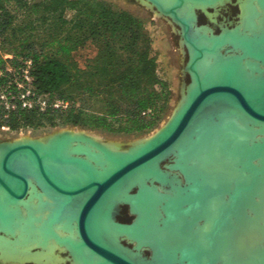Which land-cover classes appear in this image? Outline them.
Returning <instances> with one entry per match:
<instances>
[{"label": "water", "instance_id": "obj_1", "mask_svg": "<svg viewBox=\"0 0 264 264\" xmlns=\"http://www.w3.org/2000/svg\"><path fill=\"white\" fill-rule=\"evenodd\" d=\"M147 1L162 17L180 27L189 53L186 71L191 83L181 105L164 127L126 151L110 150L92 139L91 145L102 154L92 163L85 154L71 153L79 142L70 131L54 133L47 145L38 140L0 143V191L7 195L6 208L16 206L28 196L32 181L55 203L54 215L67 214L72 218L81 242L70 239L64 242L57 237L62 243L70 244L66 251L72 261L80 256L87 263L83 254V248L87 247L91 255L101 258L93 264H192V256L197 255H193L194 248L172 249L168 251L172 256L164 257L163 248H153L146 239L140 243L132 237L143 225V214L136 207L143 186L148 185L157 194L158 210L162 212L160 233H163L173 220L171 203L178 201L182 208L189 205L187 201L193 195L196 177L200 178L193 176L190 168L206 165L195 156L187 161L181 159L186 150L198 148L205 131H218L217 138L214 137L218 140L219 136L232 138L234 132L227 127L231 123L240 125L242 130L248 126L247 141L227 143L232 151L238 150L240 144L254 151L245 159L256 169L257 176L263 165L264 30L241 35L238 23L233 28L222 27L217 35L213 31V36L196 35L193 26H199L197 10L213 9L229 0H175L171 6L161 0ZM187 1L193 5L195 18L191 19L185 11ZM259 5L264 8V0H259ZM206 54L219 56L211 68L200 65ZM219 146H216L218 150ZM232 157L243 156L232 154ZM236 184H232L228 194L231 202H236L252 186ZM122 205L128 206L134 215L132 222L117 221ZM13 215L12 210L4 208L0 197V221Z\"/></svg>", "mask_w": 264, "mask_h": 264}, {"label": "trees", "instance_id": "obj_2", "mask_svg": "<svg viewBox=\"0 0 264 264\" xmlns=\"http://www.w3.org/2000/svg\"><path fill=\"white\" fill-rule=\"evenodd\" d=\"M88 41L98 52L81 69L72 54ZM28 62L30 82L22 77ZM0 72V129L12 131L146 133L161 121L171 95L144 23L98 0H0ZM29 89L34 105L24 108L20 97ZM54 99L68 106L56 108Z\"/></svg>", "mask_w": 264, "mask_h": 264}, {"label": "rangeland", "instance_id": "obj_3", "mask_svg": "<svg viewBox=\"0 0 264 264\" xmlns=\"http://www.w3.org/2000/svg\"><path fill=\"white\" fill-rule=\"evenodd\" d=\"M28 1L32 3V2H40L43 0H28ZM98 1L105 3L106 5L113 8L115 11L127 12L133 15L134 17L140 19L145 25V31L153 39V46L158 53L160 62L164 69L165 75L168 79V83L171 91L169 101L161 116V121L152 131L141 134H133V135L111 134L101 130H89V129L72 127V126H58L56 128L46 127L37 130L20 129L17 131H12L7 127H3L0 129V143L40 140V142L44 144H48L51 141V139L54 138L53 136L55 135L54 133L63 132V131H72L74 133H77L76 135H84L93 140L94 139L98 140L102 144L108 146L113 150L117 149V150L126 151L129 148L139 143H143L147 139L154 136L162 127H164L168 123V121L171 119L175 111L181 105L184 96L187 92V88L191 83V77L189 73L186 71V66L189 61V53L183 42L180 27L174 24L171 20L162 17L161 14H159L158 11H156L154 7L151 6L146 0H98ZM257 1L229 0L227 2L225 1L223 5L215 6L213 9L204 8L205 11L197 10V16H198L197 24L199 26L196 27L201 28L202 32H205L208 35H211L212 33L211 31H213V33L217 35L221 32L222 27L224 29L225 27L233 28L239 23L238 28L240 30L238 29V33L240 34L245 30L244 27L242 28L243 19L245 17L249 18L250 16L255 15L256 20H251V21H253V24L255 23V21H257L256 22L257 25L254 26V28L251 30L255 31V33L256 32L261 33V31L264 30V23H263L264 8L260 7ZM168 2H170V0L167 1L166 3L168 4ZM189 15L190 17L194 16L191 13ZM72 17H73L72 12H68L66 14L67 19H71ZM240 17H241V21H240ZM247 34L250 33L247 32ZM97 52H98L97 47L91 41H88L72 54V58L81 69H85L88 62L92 60L94 57H96ZM10 58H12L11 55H4V59H10ZM202 64L200 65L203 68L209 67L206 66V64L204 63ZM8 69L10 71V68ZM1 75L2 74H0V77ZM54 100H55L54 103L60 101L59 99H54ZM247 129H249L248 126H246L244 132H242L239 136L237 135L233 136L232 137L233 139L229 138L225 140L222 137L223 138L222 140L221 136H219L220 139H218V143H214L213 141H210V139L208 138L210 135V130H207L203 133V136H201L200 138V142H201L200 145L201 148L205 145V148L207 150L206 154L208 155L206 159V164L207 165L210 164V165L204 167V171H201L197 167L190 168L191 174L193 176L195 177L200 176V178L196 177L199 181L196 179L197 184L192 189L193 195L189 197L187 201L190 207L181 208L180 202L173 201L172 203L176 202V205L178 204L176 207L177 213L175 212L174 214L171 213L173 220L168 223V226L165 229V231L162 233V235H160V230H161L160 217L162 213L160 212V210L158 211L157 207H156L157 211L155 210L154 213L152 211H146V213L148 212V214L150 215L148 216L146 214V216L148 217L147 220L150 219V224L151 223H157V224L154 225L156 227H154L155 229L153 228V230L150 227L146 228L145 226L146 224H145L142 227L144 228V230H142L141 234L146 235L145 233H148L147 236L144 238L153 244V248L159 247V249L163 248L164 250H166L163 253L164 257L167 256L171 257L172 255L168 251L172 249L179 250L182 248L183 249L188 248L187 250H189L190 248H194L193 255L197 254L195 257L201 260V264H261L259 262V259L260 256L263 254V252L261 251L264 248V227H263L264 224L263 225L261 224L264 221L263 220L264 192H262L263 190L261 189L264 186V182L261 176H259V174H258L259 177H257V175L255 174L256 172L255 173L253 172L252 175L254 176L253 178L249 177V175H246L247 171L245 170H249V167L251 166H249L250 164L246 162L247 158L244 159L245 157L244 153L250 155L253 154L254 151L249 150L245 146V144H240L239 149L233 151V153H237L244 157H239L236 159L231 158L232 160L226 159L227 157L225 158L223 157L224 162L228 163V165L225 164L224 167L231 168V170L235 173L229 179L228 177H224L223 176L224 174L222 175L221 173H219L218 170H213V168H209V166L212 167L213 164H215V162L212 163L210 161L213 160L210 158H212V156L214 155L212 153H214L215 150L220 151L221 149H223L226 154H229L232 152L230 151L229 144L227 142L231 140H236L239 143L247 141L246 137L247 134H249V132L246 131ZM206 141L207 143L204 144ZM217 145H220L219 150L218 148H216ZM201 148L199 149L198 146V148L196 149L191 148L186 150L185 154L182 155L181 159L183 161H187L189 159L188 158L189 154L191 155L190 157L195 156L197 153L199 154ZM236 162H240V163L246 162L244 167L242 168L243 170L235 171ZM231 164L232 166H230ZM216 173L220 175H217ZM235 177H238V180H240L238 184H236L238 185L237 187L243 185L249 186V184H251L252 186L248 188L249 191L247 190L243 191L244 193L242 192L240 194V198L238 197L236 202L235 201L231 202L229 197L226 195V191L227 189L231 190L233 188L232 181L234 180L232 179H235ZM226 183H229V187L227 186L228 184ZM197 185L200 186L197 187ZM143 187L144 188L142 189V191L144 192V195L146 193L149 195H153L154 197L157 198V203H158V197L156 196L157 194L154 192L155 190H153V188L149 187L148 185H144ZM159 191L162 192L161 190ZM254 193L259 194V198H258L259 200L256 199L255 201V198L253 200ZM201 199L213 200V205H211V207L214 209L213 211H215L216 213L222 212L223 218H221L220 220L218 218L212 219L213 218L211 215L212 213L210 212L208 213L207 210L197 211L198 214L197 216L192 214L193 208L194 206H196L197 200H201ZM222 199L223 202L224 200L226 202L222 203ZM34 202L32 203L28 202V205L30 206L31 209L30 210L31 213L33 212L37 213L38 210V207L36 206L37 202L36 201ZM154 202L155 200H153L151 203ZM48 203H49V206H47L48 210L44 211L42 208L41 210L43 211L42 215L35 214L36 216L35 217L33 214H31L33 218L32 217L28 218L29 216H27L26 209H24L25 211H22V209L18 210L22 212V214L20 213L21 214L20 217L23 216L22 218H28V219L27 220L23 219L24 221L23 220L20 221L23 222V226L21 227V229L20 227H18L15 230V232H11L12 229H6L5 226L1 224L0 221V229L2 230V228L4 227L3 230L6 231L5 233L0 232V239L4 241L6 240L5 243L7 248L16 247L17 250L16 251L13 249L11 251L8 249L7 253H4L2 252V249H0V264H47V263L48 264H86L82 260V257L80 256H75V260L72 261L71 256L66 251L67 249L59 246L54 240H52V237L53 235H55V232L57 234L59 233L60 235H64L63 237L65 236L70 237V239L73 240H78V238L76 234L72 232L75 226L74 224H72L71 221L72 218L70 216L64 215L59 219L58 222H56L55 224L52 223L53 217L51 216V214L53 213L54 203L50 200L48 201L46 200V204ZM151 203L148 204L147 210H149L150 208L152 209ZM204 205L205 207L207 206L206 204ZM216 205L218 207H216ZM248 205L250 206L249 213L251 217H254V224L251 225V228L253 229L250 228L251 233L249 234L248 238H246V236L244 235V230H245L244 228L249 222L247 217L248 213L246 211ZM262 207H263V211L260 212ZM241 210H242V216L239 215V212H241ZM259 213L260 216L258 215ZM183 214L185 216L184 217L185 219L182 218V220H180L181 218L180 216ZM233 216L238 218L236 220V226L238 227L234 231H232L234 228L232 227ZM201 217H205L206 220L204 219V221L199 222L198 219ZM133 219H134V215L131 214L129 207L126 205H122L119 208V212L117 214V221L121 223H130L133 221ZM258 219L260 220L261 223L259 222ZM25 221H27L28 223H26ZM15 223L17 224L16 221ZM195 223L197 224V226ZM224 223L227 224L226 226H229V229H225L221 233L218 227ZM184 224H186V226H192V225L194 226L195 224V227H191L189 228V230L185 232L183 226ZM47 226H49V228H47ZM63 228L67 232L62 230ZM146 229H149V231H146ZM63 231L64 233H62ZM154 232H156V234L158 233L160 237L156 238ZM13 233L17 235L16 239L14 240H12V238L8 236L9 234H13ZM133 237L134 240L137 241L138 240L137 238H139L140 236L139 234L134 233ZM208 238L213 239L214 246L211 247L208 246ZM200 240L202 241L203 244H201ZM7 242L9 243V245H7L8 244ZM27 242H29L28 247H24L27 245L24 243ZM31 242L33 243L30 244ZM247 242L250 243L247 244L249 245L247 247H251L250 250H247L246 248ZM123 243L125 245L126 244L129 245L126 241H123ZM140 243H142L141 240ZM4 244L2 245L6 247ZM129 247H131V245H129ZM225 247L227 248V250L224 253V256L221 260L222 263H220V261L214 263V260L217 257L218 253L221 254L223 251L222 249H224ZM83 254L85 255L84 258L85 261H89V262L101 261V258L97 256L95 257L92 256L89 250L86 248L83 250ZM145 254L146 256L150 255L148 251H146ZM18 255H20V257ZM243 255L248 259L243 260L242 258ZM40 260H42L41 263H39ZM171 261L172 260H170L169 263H171Z\"/></svg>", "mask_w": 264, "mask_h": 264}, {"label": "bare ground", "instance_id": "obj_4", "mask_svg": "<svg viewBox=\"0 0 264 264\" xmlns=\"http://www.w3.org/2000/svg\"><path fill=\"white\" fill-rule=\"evenodd\" d=\"M147 1V0H146ZM165 5H167V6H171V5H173L174 4V2H175V0H170V2H168V4L166 3L167 1H169V0H161ZM251 1H257V0H251ZM148 2V1H147ZM258 2V4H259V0L257 1ZM151 6H153L150 2H148ZM186 8H185V11H186V13H188V15L191 13V14H193L194 15V8H193V5L191 4V2L190 1H187L186 2ZM247 6H248V4H247ZM260 6V5H259ZM246 7V6H245ZM250 7V6H249ZM261 7V6H260ZM256 8V7H255ZM246 10V9H245ZM244 10V11H245ZM243 11V12H244ZM257 12V11H256ZM259 12V11H258ZM159 13V12H158ZM160 14V13H159ZM263 14V13H262ZM190 16V15H189ZM245 16V15H244ZM261 16V15H260ZM194 18L196 17L195 15L193 16ZM193 17H191V19L193 18ZM251 20H256V16L255 15H252V16H250L249 18H247V17H245L244 19H243V26H242V28L244 27L245 28V30L243 31V32H241L240 34L242 35H247V32H252L253 30H251V29H253L254 27L252 26L253 25V21H251ZM239 29V28H238ZM240 30V29H239ZM199 31V32H198ZM193 33L194 34H196V35H199V34H202V33H204V34H206L205 32H202V29L201 28H197L196 27V25H194L193 26ZM208 35V34H207ZM209 36H213V35H209ZM218 58H219V56L218 55H212V54H206L205 55V58L202 60V62H201V64L202 63H204V64H206V66H209V68H211V66L213 65V63L214 62H217L218 61ZM210 63V64H209ZM253 65V64H252ZM202 66H203V64H202ZM232 124V123H231ZM228 125L227 127L231 130V133H232V131L234 132L232 135L233 136H239L242 132H244V130H242L240 127V125H238V126H236V125ZM245 129H246V126H245ZM210 130V135H209V139H210V141H213L214 143H218V140H215L214 139V137H217V134H218V131H217V133L215 132V130H212V129H209ZM71 133H73L74 135H75V137H76V139H77V141L79 142V143H76V144H74V146L72 147V150H71V153H77V154H82V155H86V157H87V159L92 163V162H95L96 160H97V157H99V156H101L102 154L100 153V152H98V151H96V149H94L93 148V145H91V144H93V141H92V139L91 138H89V137H87V136H84V135H76L77 133H74V132H72V131H70ZM230 133V134H231ZM238 133H239V135H238ZM56 135V134H55ZM55 135H53V136H55ZM228 136V135H227ZM232 136V137H233ZM222 138V137H221ZM225 140H227V139H229V138H231L230 136L229 137H223ZM28 141H34V140H28ZM28 141H26V142H28ZM38 141H40V140H38ZM208 141V140H207ZM207 141L204 143V144H206L207 143ZM18 142H20V141H18ZM22 143H25V142H22ZM199 149L201 148V142H200V140H199ZM44 144V143H43ZM44 145H47V144H44ZM104 145V144H103ZM211 145V144H210ZM214 145H216V144H214ZM105 147H107L108 149H110V150H113V149H111V148H109L108 146H106V145H104ZM115 150H117V149H115ZM207 150H206V148H205V145L201 148V150H200V152H199V154L197 153L196 155H195V157L200 161V163H205L206 164V159H207V152H206ZM230 151L232 152V153H229V154H226L225 152H224V150L223 149H221L219 152L218 151H216L215 150V152L214 153H212V154H214L213 156H212V158H210V159H213V160H210L212 163L213 162H215V164H213V166L211 167V166H209V168H213V170H218L219 171V173H221L224 177H228V179L229 178H231L232 177V175H234L235 173L231 170V168H226V167H224V165L226 164V165H228V163L227 162H224V160H223V157L225 158V157H227L226 159H236V158H239V157H232V154H237V153H233V151H232V149H230ZM223 155H225V156H223ZM244 155H245V157H244V159L245 158H247V160H248V158H250L249 157V155L248 154H245L244 153ZM189 157L188 158H190V154L188 155ZM242 156V155H241ZM187 158V159H188ZM231 159V160H232ZM223 160V161H222ZM246 160V162H248ZM262 162H263V165L261 166V168L259 169V176H261V178L263 179V182H264V157L262 158ZM245 162V163H246ZM230 163V162H229ZM245 163H240V162H236V164H235V171H240V170H243V169H241V167H240V165L242 164H244L245 165ZM248 163H250V162H248ZM204 164V165H205ZM206 166H208L207 164L204 166V167H206ZM230 166H232V164L230 165ZM193 167V166H192ZM204 167H200V168H198V169H203ZM209 168H207V169H209ZM243 168V167H242ZM252 168V167H251ZM252 172L251 171H249V170H245V171H247V173L246 172H244V173H246V175H249V177H254V176H252L253 175V172L257 175V171H256V169H254V168H252ZM204 171V170H203ZM212 172V171H211ZM216 172V171H215ZM214 174V173H213ZM217 175H220V174H218V173H216ZM259 176H257V177H259ZM239 177V176H238ZM238 177H235V179H232V180H234V181H232V183L234 184L235 182L236 183H238L240 180H238ZM245 177V176H244ZM260 178V179H261ZM227 181V180H226ZM226 184H228L227 186L229 187V183H226ZM29 185H30V187H29V193H28V196L24 199V200H20L19 202H17V205L16 206H14V207H12V206H9L8 208H6V199H7V195L5 194V192L3 191V190H1L0 191V197H1V201H2V204H3V206H4V208L7 210V211H9V210H12V212L14 213V215H13V217H6V219H4V220H1V224L3 225V226H5V228L6 229H12V231L11 232H15V230L18 228V227H20V229H21V227L23 226V222H20V221H22L23 219H25V220H27L28 218H30V217H32L33 218V216H31V214H33L34 216H35V214H40V215H42V213H43V211H41L42 210V208H43V210L44 211H46V210H48V207L47 206H49V203L48 204H46V200L48 201V200H50V201H52L45 193H43L41 190H39L37 187H36V185L32 182V181H30L29 182ZM200 185H197V187H199ZM214 187V186H213ZM261 190H263L262 192H264V186H263V188L261 189ZM249 191V190H248ZM229 192H231L230 191V189H227V191H226V195L229 197V195L228 194H230ZM256 193V192H255ZM253 194V200H254V198H255V201H256V199H258L259 198V194L257 193V194ZM252 197V196H251ZM228 199V198H227ZM153 200H155V202L154 203H151ZM259 200V199H258ZM27 201V202H26ZM34 201H36L37 202V207H38V210H37V213H31L30 212V206L28 205V202L29 203H32V202H34ZM53 202V201H52ZM224 202H226L225 200H224ZM223 202V199H222V203H224ZM259 202V201H258ZM54 203V202H53ZM152 204L151 206H152V209L150 208L149 210H147V207H148V204ZM156 204V205H155ZM204 204H206L207 206L205 207V205ZM215 204H216V202H215ZM256 204V203H255ZM34 205H35V202H34ZM158 203H157V198L156 197H154L153 195H149V194H145L144 195V192L142 191L141 192V194H140V196H139V198H138V200H137V202H136V207L141 211V213L143 214V219H142V224L143 225H141L140 226V228H138V229H136L134 232H133V234L132 235H134V233H136V234H139V238H137L138 239V241H140L141 239H143L144 237H146L147 236V234L148 233H145L146 235H142L141 234V232H142V230H144V228H142L145 224V226H146V228L147 227H150L152 230H153V228L154 227H156V226H154L155 224H157V223H151L150 224V219H148L147 220V216H146V214L148 215V216H150L149 214H148V212L146 213V211H152L153 213L155 212V210L157 211V209H158ZM178 205V204H177ZM177 205H176V202L175 203H172L171 204V211H170V213H172V214H174V212L175 213H177V210H176V207H177ZM181 205V204H180ZM211 205H213V200H211V199H201V200H197V202H196V206H194V208H193V211H192V214H194V215H198L197 214V211H204V210H207L208 211V213L210 212V213H212L211 215H212V219H216V218H218L219 220L221 219V218H223V214H222V212H215V211H213L214 209L211 207ZM264 206V205H263ZM156 207H157V209H156ZM185 207H190V205H188V206H185ZM184 207V208H185ZM216 207H218L217 205H216ZM250 206L248 205L247 206V208H246V211H247V213H248V224L246 225V227L244 228L245 230H244V235L246 236V238H248V236H249V234L251 233V229H253V228H251V225L252 224H254V217H251V215H250V213H249V210H250V208H249ZM182 208V207H181ZM22 209V211H25L24 209H26L27 210V216H29L28 218H22V217H20L21 216V214H22V212H20V211H18V210H21ZM54 209H55V203H54V207H53V211H54ZM159 211V210H158ZM182 211V210H181ZM227 211V210H226ZM245 211V212H246ZM263 211V207L261 208V211L260 212H262ZM161 212V211H160ZM21 213V214H20ZM162 213V212H161ZM25 214V213H24ZM67 215V214H66ZM153 215V214H152ZM239 215L240 216H242V210H241V212H239ZM259 216H260V213L258 214ZM257 215V216H258ZM18 216V217H17ZM39 216V215H38ZM51 216L53 217V222L52 223H56V222H58L59 221V219L61 218V217H59L58 215H54L53 213L51 214ZM36 217V216H35ZM52 217H51V219H52ZM181 217V218H180ZM179 218H180V220H182V218H184L185 216H184V214L183 215H181ZM31 218V219H32ZM50 218V217H49ZM211 218V217H210ZM259 218V217H258ZM146 219V220H145ZM185 219V218H184ZM201 219V220H200ZM204 219L206 220V218L205 217H201V218H199L198 219V221L200 222V221H204ZM238 218H236V217H234L233 216V221H232V227H234L233 228V230L232 231H234L235 229H237V227L238 226H236V220H237ZM19 220V221H18ZM226 220V219H225ZM259 220V219H258ZM264 220V219H263ZM15 221L17 222V224L15 223ZM24 221V220H23ZM72 221V220H71ZM147 221V222H146ZM197 221V222H198ZM250 221H251V223H250ZM26 223H28L27 221H25ZM259 222H260V220H259ZM264 222V221H263ZM261 223L262 225L264 224V223ZM39 223V222H38ZM37 223V224H38ZM64 223V222H63ZM30 224V223H29ZM72 224H74L73 222H72ZM196 224V223H195ZM195 224H194V226L192 225V226H186V224H184L183 226H184V231L186 232L187 230H189V228H191V227H195ZM229 224V223H228ZM227 224L226 223H224V224H222V225H220L219 227H218V229L220 230V232L222 233L225 229H229V226H226ZM239 225V224H238ZM32 226H33V223H32ZM32 226H30V227H32ZM42 226V225H41ZM44 226V225H43ZM50 226V225H49ZM49 226H47V228H49ZM196 226H197V224H196ZM2 227V226H1ZM37 227V226H36ZM67 227V226H66ZM211 227H212V225H211ZM264 227V226H263ZM28 228H29V226H28ZM33 228H35V227H33ZM158 228V227H157ZM251 228V229H250ZM4 229V227L2 228V230L0 229V232H2V233H5L6 231L5 230H3ZM30 229H32V228H30ZM155 229V228H154ZM62 230H64V231H66L64 228L62 229ZM157 230V229H156ZM212 230V229H211ZM218 230V231H219ZM31 231V230H30ZM37 231H39V230H37ZM61 231V230H60ZM64 231L62 232V233H64ZM70 231V230H69ZM146 231H149V229H146ZM20 232V231H19ZM41 232V231H40ZM55 232V231H54ZM67 232V231H66ZM71 232V231H70ZM70 232H69V234H70ZM72 232H74L75 234H76V236H77V238H78V240H73V239H70V237H67V236H65V237H63L64 235H60L59 233L57 234L56 232H55V235H53V237H52V240H54L59 246H61V247H64V248H66V249H68L69 248V245L70 244H68V243H62L61 241H64V242H66L67 240L66 239H70V240H72V241H77V242H81V239L79 238V236H78V233H77V230H76V226H75V228H74V230H72ZM71 232V233H72ZM240 233V232H239ZM238 233V234H239ZM22 235V234H21ZM67 235V234H66ZM154 235L156 236V238H159L160 237V235H162V233H160V235L157 233L156 234V232H154ZM220 235V234H219ZM9 237H11L12 238V240H14V239H16V236L17 235H15L14 233L13 234H9L8 235ZM57 237H59V238H61V239H64V240H61V241H59V239L57 238ZM133 237V236H132ZM177 237V236H176ZM134 238V237H133ZM163 238V237H162ZM145 239V238H144ZM232 239V238H231ZM206 241V240H205ZM6 240L4 241V240H2V239H0V249H2V252H4V253H7V251H8V249L9 250H16V247H10V248H7V246H6ZM168 242V241H167ZM200 242H201V244H203L202 243V241L200 240ZM5 243V244H4ZM8 243V242H7ZM33 242H31L30 244H32ZM182 243V242H181ZM2 244H4L6 247H4ZM16 244V243H15ZM22 244V243H21ZM24 244H27L26 246H24V247H28V244H29V242H27V243H24ZM150 244H152V243H150ZM198 244V243H197ZM247 244H250L249 242H247L246 243V248H247V250H250V248L251 247H247V246H249V245H247ZM7 245H9V243L7 244ZM20 245V244H19ZM139 244H137V246H138ZM180 245V244H179ZM199 245V244H198ZM11 246V245H10ZM15 246H18V245H15ZM203 246V245H202ZM206 246V245H205ZM204 246V247H205ZM208 246H214V241H213V239L212 238H208ZM251 246V245H250ZM42 247V246H41ZM138 247H141V246H138ZM45 248V247H44ZM88 249L87 247H84L83 248V250L84 249ZM89 250V249H88ZM223 251H222V253L220 254V253H218V255H217V257L215 258V260H214V263H217L218 261H220V263H222L221 262V260H222V258H223V256H224V253L226 252V250H227V248L225 247L224 249H222ZM17 251V250H16ZM89 252H90V250H89ZM261 252H263V254L260 256V259H259V262L261 263V264H264V248L262 249V251ZM160 253H161V251H160ZM28 254V253H27ZM200 255V254H199ZM19 257H20V255H18ZM92 256H94L95 257V255H92ZM18 257V258H19ZM24 257V256H23ZM98 257V256H97ZM242 258H243V260H246V259H248V258H246L244 255L242 256ZM22 259V258H21ZM41 261L42 260H40V262L39 263H41ZM87 263H89V264H93V263H97V262H89V261H86ZM191 262H192V264H201V260L200 259H198L197 257H194V256H192V258H191ZM233 262V261H232ZM254 262V261H253ZM46 263H47V261H46ZM86 263V264H87ZM48 264V263H47Z\"/></svg>", "mask_w": 264, "mask_h": 264}, {"label": "built area", "instance_id": "obj_5", "mask_svg": "<svg viewBox=\"0 0 264 264\" xmlns=\"http://www.w3.org/2000/svg\"><path fill=\"white\" fill-rule=\"evenodd\" d=\"M27 66H28V68H27L25 71H23V77L26 79L27 82H30V81H31V78H30V76H29L28 70H29V68H30V66H31V63L28 62V63H27ZM0 74H2V72H0ZM18 86H19V88H23V87H24L22 84H18ZM31 96H33V95H32V93H31V90H30V89L27 90L24 94L21 95L20 98H21V101H22V106H23L24 108H32V107H33L34 103H33V101L30 99ZM1 99H2V100H5V99H6V98H5V95H2V96H1ZM46 104H47L46 100H43V99H42V100L39 101V105L41 106V109H42V110L45 109ZM54 106H55L56 108H59V107H61V106H62V107H67L68 104L59 101V102L55 103ZM12 107L14 108V106H12Z\"/></svg>", "mask_w": 264, "mask_h": 264}, {"label": "crops", "instance_id": "obj_6", "mask_svg": "<svg viewBox=\"0 0 264 264\" xmlns=\"http://www.w3.org/2000/svg\"><path fill=\"white\" fill-rule=\"evenodd\" d=\"M256 22H257V21H255V23L252 25L253 27L257 25ZM249 33H255V31H252V32L249 31Z\"/></svg>", "mask_w": 264, "mask_h": 264}]
</instances>
